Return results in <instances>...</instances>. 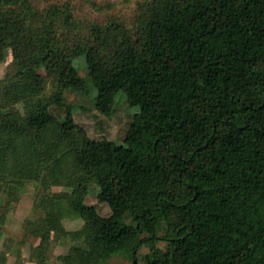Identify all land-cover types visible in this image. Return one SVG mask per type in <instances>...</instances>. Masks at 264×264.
<instances>
[{
    "label": "trees",
    "instance_id": "trees-1",
    "mask_svg": "<svg viewBox=\"0 0 264 264\" xmlns=\"http://www.w3.org/2000/svg\"><path fill=\"white\" fill-rule=\"evenodd\" d=\"M114 3L0 0V60L11 51L14 68L0 79V167L15 183L72 186L50 200L77 212L95 183L125 212L71 231L83 242L67 263L130 253L138 264L147 244L146 264H264V0H140L129 23L93 15ZM67 49L84 55L86 75ZM124 86L141 96L129 144L65 129L52 110L70 88L109 115ZM49 206L28 222L39 262L63 229V207Z\"/></svg>",
    "mask_w": 264,
    "mask_h": 264
},
{
    "label": "rangeland",
    "instance_id": "rangeland-1",
    "mask_svg": "<svg viewBox=\"0 0 264 264\" xmlns=\"http://www.w3.org/2000/svg\"><path fill=\"white\" fill-rule=\"evenodd\" d=\"M111 1H115L111 9L103 11L94 9L96 12L93 15L98 17L99 14L105 16L110 13L117 14L120 19L129 23L140 0ZM89 7L91 6L81 1L78 10L84 14V11L89 12ZM89 10L91 11L90 8ZM65 53L79 72L86 75L84 55L75 54L71 49H67ZM13 72V55L9 51L5 58L0 60V79ZM45 83L43 95L52 96L57 89L56 82L48 76ZM92 97L93 93L85 95L68 88L65 91L64 102L54 104L52 110L63 121L65 129L80 125L91 137L109 138L120 144L131 143L137 127L134 114L141 96L124 86L116 98L114 110L109 115L99 112L94 107ZM5 171L6 168L0 167V264H71L59 258L69 254L73 244L83 242L74 237L71 231L82 229L87 220L121 219L125 216V212L115 210L108 203L97 198L99 187L95 183L88 184L85 195L78 202L80 212H77L70 207L67 200L59 202L56 199L52 203L50 200L60 193L72 192V186L47 184L43 182V178L25 179L15 183L17 176L6 174ZM49 204H53L55 208L52 209ZM60 204L63 207V215L58 213L61 211ZM48 206L52 212L59 215L63 229L50 233L49 244L45 248L46 259L39 262L33 255L36 253L34 246L41 242V238L30 231L28 222L37 224L41 218L46 217ZM157 244L160 247L165 246L162 241ZM150 250L147 244L138 247V264H146L145 256ZM104 264H134V258L130 253H119L111 256Z\"/></svg>",
    "mask_w": 264,
    "mask_h": 264
}]
</instances>
